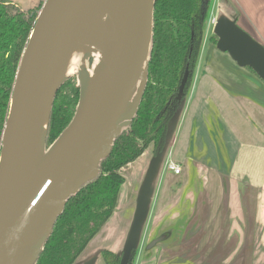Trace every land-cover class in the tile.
I'll list each match as a JSON object with an SVG mask.
<instances>
[{
  "label": "water",
  "instance_id": "water-1",
  "mask_svg": "<svg viewBox=\"0 0 264 264\" xmlns=\"http://www.w3.org/2000/svg\"><path fill=\"white\" fill-rule=\"evenodd\" d=\"M98 1L107 4L111 14L112 44L107 48L106 62L81 109L80 86L72 120L48 148L45 136L51 106L58 87L68 77L46 94L45 100H50L44 135L46 154L31 170L34 106L40 78L62 43L78 0H45L23 50L1 135L0 264L35 263L66 201L98 175L100 161L110 154L113 141L129 125L141 102L148 77L154 0ZM213 33L219 51L227 53L238 66L251 68L264 82V45L240 28L235 17L219 16ZM139 77L136 95L126 108ZM163 151L164 147L151 160L120 264H128L132 250L137 248L150 181Z\"/></svg>",
  "mask_w": 264,
  "mask_h": 264
},
{
  "label": "crops",
  "instance_id": "crops-1",
  "mask_svg": "<svg viewBox=\"0 0 264 264\" xmlns=\"http://www.w3.org/2000/svg\"><path fill=\"white\" fill-rule=\"evenodd\" d=\"M220 2H228L235 9L238 26L264 45V0ZM204 50V63L196 66L191 88L172 120L150 181L134 264H264V82L227 53L209 47ZM212 56L219 63L212 64ZM151 160L141 179L130 177L129 183L127 175L120 188L112 213L120 203L127 216L120 243L115 249L111 241L89 247L101 229L74 264H103V249L122 253ZM168 161L180 166L185 180L182 186L190 189L184 198L195 204L187 224L175 232H195L196 242L189 236L180 243L177 238L169 242V234L178 225L147 241L143 236L152 216L164 217L173 201L183 196H170L168 205V195L160 192L161 184L167 189L180 174L167 169ZM157 238L160 240L149 245Z\"/></svg>",
  "mask_w": 264,
  "mask_h": 264
},
{
  "label": "trees",
  "instance_id": "trees-1",
  "mask_svg": "<svg viewBox=\"0 0 264 264\" xmlns=\"http://www.w3.org/2000/svg\"><path fill=\"white\" fill-rule=\"evenodd\" d=\"M211 3L154 0L148 77L137 112L113 141L110 154L100 161L98 175L66 201L34 264H74L115 209L125 182L120 170L149 146L154 155L162 151L172 120L192 85ZM39 10L24 11L10 0H0V149L17 69ZM211 38L217 41L216 35ZM71 80H64L55 93L46 148L75 114L80 89ZM136 254L133 249L128 264H134ZM101 256L103 264H120L121 253L103 249Z\"/></svg>",
  "mask_w": 264,
  "mask_h": 264
},
{
  "label": "bare ground",
  "instance_id": "bare-ground-1",
  "mask_svg": "<svg viewBox=\"0 0 264 264\" xmlns=\"http://www.w3.org/2000/svg\"><path fill=\"white\" fill-rule=\"evenodd\" d=\"M110 31L111 14L107 4L100 3L98 0H78L62 43L49 58L40 78L34 106L29 170L36 166L46 154L44 135L50 101L45 100L46 94L65 77L76 74L79 76L81 86L82 98L79 104L81 109L94 90L106 62L107 48L112 44ZM139 83L140 77L129 96L126 108L131 105Z\"/></svg>",
  "mask_w": 264,
  "mask_h": 264
},
{
  "label": "rangeland",
  "instance_id": "rangeland-1",
  "mask_svg": "<svg viewBox=\"0 0 264 264\" xmlns=\"http://www.w3.org/2000/svg\"><path fill=\"white\" fill-rule=\"evenodd\" d=\"M10 1L15 3L19 7V9H22L24 11H26L28 9H41L42 6H40L39 3H41L42 5L44 3L43 0H10ZM220 1L221 0H217V1L212 0L211 7L209 10V14H208L207 19L205 21L204 40L202 43V47H201V51H200V55H199L197 65L198 64L202 65V62L204 63V60H205L204 59V54H205L204 49H206L207 47L213 48L215 50L217 49L216 48V42L217 41L215 42L211 38L212 35H215L213 33V28H214L213 19L217 20V18L219 16H226V17H234L235 16V9L232 8L228 2L221 3ZM219 4H222L223 6L222 5L219 6ZM230 15H232V16H230ZM200 56H201V59H200ZM215 58L216 57L212 56V61H211L212 64L219 63L217 61V59H215ZM199 60H200V63H199ZM205 63H208V62H205ZM246 69L249 72H252L248 68H246ZM68 78L72 79L71 81H74V82L76 81L77 84L79 85V89H80V83H79L80 81H79L78 76L76 74L70 75V76H68ZM79 97H80V91H79ZM75 111H76V109H75ZM143 153H142L143 155L141 154L142 156L140 155L141 157L139 156V159L135 160L136 161L135 163L131 162L132 164L130 166H127V167L124 166L120 170V172L122 173V175L124 177L127 175L129 176V177L127 176L129 183H131L132 177L133 178L135 177L137 179L142 178L147 164L149 163L150 159H152V157L154 155L152 153V146H149ZM165 163H166V160H164V162H163L164 166H165ZM182 172L180 174H178L179 177L174 179L172 184H168L167 189H166V187H164L163 184L160 185V188H161L160 192L162 194L164 192V194L168 195L166 197V200L168 199V205L171 202L169 200L170 196L175 195V194H179V195L183 194V196L181 197V199L178 198V200L173 201V205L168 207V213L165 214L164 217H161L159 219V218H155V217L153 218V216H152L151 221L148 222L147 227L144 228V232H143V236H145L146 241L148 239L150 240L151 238H154L155 236H158L159 234H161V232H164L167 229L168 230L174 229L175 226L178 225L176 227V229L174 231H172V233H170V234L168 233L170 235V237L168 235V237H169L168 241L169 242H171L177 238L176 241H179L177 243H180L187 236L191 237V238H189V240L193 239V242H196L195 232H190L188 234L187 233L183 234L181 232H175L177 229H179V227H182L183 225L187 224L190 215L194 212V209H195L194 201L192 200V202H190L188 200H185L186 198H184L188 195V193L190 192V189L189 188L188 189L183 188V186H182L183 182L185 181L183 176H182ZM160 178H161V174H160ZM158 180H157V182H158ZM157 188H159V187H157ZM179 195H178V197H179ZM126 218H127V216L124 213V209H120V203H119V205L117 206V210L112 215L111 219L107 222V224L104 226V228H101L102 230L96 235L94 240L89 244V247L91 246V248H92L93 246H95L96 243L100 244L101 241H105L106 244H108L109 241H111L110 245L112 248H114L115 244L120 243V241H121V234H122V231L125 229ZM155 221H157V222H155ZM190 231H192V229ZM106 237L109 240L106 239ZM193 242H191V244H193ZM109 250H112V249L109 248ZM159 254H160V252H157V255H159ZM169 254H171L170 251H168V255Z\"/></svg>",
  "mask_w": 264,
  "mask_h": 264
},
{
  "label": "built area",
  "instance_id": "built-area-1",
  "mask_svg": "<svg viewBox=\"0 0 264 264\" xmlns=\"http://www.w3.org/2000/svg\"><path fill=\"white\" fill-rule=\"evenodd\" d=\"M213 23L215 25L216 20L213 19ZM167 169L169 171H172L174 174H178L181 171V168L178 164H176L174 161H168L167 162Z\"/></svg>",
  "mask_w": 264,
  "mask_h": 264
}]
</instances>
